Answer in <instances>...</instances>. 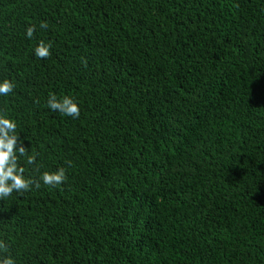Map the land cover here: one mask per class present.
I'll return each instance as SVG.
<instances>
[{
  "label": "trees",
  "instance_id": "trees-1",
  "mask_svg": "<svg viewBox=\"0 0 264 264\" xmlns=\"http://www.w3.org/2000/svg\"><path fill=\"white\" fill-rule=\"evenodd\" d=\"M0 264H264V0H0Z\"/></svg>",
  "mask_w": 264,
  "mask_h": 264
}]
</instances>
